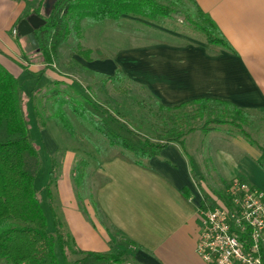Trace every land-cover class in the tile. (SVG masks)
<instances>
[{"label": "crops", "instance_id": "1", "mask_svg": "<svg viewBox=\"0 0 264 264\" xmlns=\"http://www.w3.org/2000/svg\"><path fill=\"white\" fill-rule=\"evenodd\" d=\"M40 1L0 0V63L18 82L24 72L49 82L30 95L21 85L24 111L30 109L32 94L55 88V83L69 88L74 84L70 74L42 65L35 56L36 62L28 64L22 55L25 38L14 31L21 20L34 14ZM194 1L215 23L230 51L171 27L122 17L96 22L101 24L97 28L100 39L109 27L116 32L114 37H103L100 44L96 37L88 43L89 59H83L86 72L93 79H106L119 71L128 83L144 89L165 107L208 99L264 116V0ZM141 27L148 32L141 33ZM46 127L40 130L50 142ZM251 139L255 144L232 135V153L225 155L221 167L229 183L238 179L264 189V146ZM106 143L101 150L72 149L58 165L60 171L64 166L62 173L69 183L76 163L83 159L88 164L84 179L90 182L93 199L85 200L84 212L76 199L72 211L63 208L76 247L83 252L122 253L132 264H209L196 252L200 230L197 213L203 199L184 152L170 144L139 165L131 155ZM53 151L51 156L57 155V148ZM190 157L194 173L200 172ZM70 188L60 189L62 204ZM50 223L52 231L51 217L48 229Z\"/></svg>", "mask_w": 264, "mask_h": 264}, {"label": "trees", "instance_id": "2", "mask_svg": "<svg viewBox=\"0 0 264 264\" xmlns=\"http://www.w3.org/2000/svg\"><path fill=\"white\" fill-rule=\"evenodd\" d=\"M41 0L33 13L44 20L45 24L34 31L38 50L22 51L29 63L31 54L48 68L56 66L60 48L72 32L82 33V22L117 21L130 17L149 23L168 18L170 14L184 16L193 36L208 45L230 51L215 23L197 6L194 0H56L48 14ZM30 15V14H29ZM77 54L89 59V51ZM20 68H25L20 65ZM121 81L128 82L119 71L113 77L104 79L116 87ZM50 92L48 101L53 103L49 116L45 120L36 110L34 100L36 93L30 97V103L40 128L48 122L59 125L74 134L68 109L74 117L86 124L93 132L100 135L110 147L117 148L143 165L170 144L177 145L190 161L191 174L196 186L203 177L195 180L192 159L186 148V138L197 131L209 134L216 129L207 125L221 123L217 119H207L198 128L197 124L209 113L211 106L232 111L231 123L236 126L250 144H255L250 135L241 129L236 119L243 113L231 104L221 101L199 99L186 102L176 107H165L149 95L150 101H135L136 116L127 115L110 109L85 95L80 99H68L61 96L57 89ZM142 89V88H141ZM145 91L144 89H142ZM21 85L17 78L0 63V262L5 264H123L122 253L83 252L66 229L65 223L58 215L52 192L54 186L53 171L45 187L53 230L48 229V218L42 208L40 191L35 187V180L42 169L39 150L30 137V130L23 109ZM196 107V108H195ZM195 108L196 111L187 112ZM240 119V118H239ZM237 124V125H236ZM209 162L210 159H207ZM88 164L79 160L72 170L75 184L83 182ZM54 166H52V169ZM222 204L230 207V201L224 193ZM209 205L202 201L201 208Z\"/></svg>", "mask_w": 264, "mask_h": 264}, {"label": "rangeland", "instance_id": "3", "mask_svg": "<svg viewBox=\"0 0 264 264\" xmlns=\"http://www.w3.org/2000/svg\"><path fill=\"white\" fill-rule=\"evenodd\" d=\"M143 22L150 25H160V27H171L170 29L172 30L187 34L189 37H194L191 30L189 29L188 23L182 15L176 16L170 14L168 18L159 19L152 23L146 21ZM92 25L94 26L93 30L90 29ZM81 26L82 34L78 36L79 34H75V32L71 33V35L67 38V41L60 48L59 60L56 66H54V70L58 73L70 74L72 77L69 79L74 82L71 88L65 84L57 86L61 96L75 100L80 99L85 95H91L95 101L110 109L111 112L118 110L124 114L125 117L127 115L136 116L137 113H135V101L137 102L140 100H145L148 103H152V101H150L149 95L138 86L128 82L121 81L119 85L113 87L110 83L105 84L104 79L101 77L93 79L91 75L86 72V67L84 66L83 60L84 58L82 56L80 58V56L77 54L78 45L80 51L85 52L86 48L88 47V43H91L92 41L94 42L95 37L98 39V42L96 43L100 44L103 37H114L115 35L113 33L116 32L115 29L112 27H109L110 29L107 30L105 29V31H103V37L101 36L102 38L100 39L101 34L97 28H101V24L91 20H84ZM146 29L141 27L140 32L147 33L148 30ZM89 33H93V37H91L92 35L90 36ZM30 57L31 58L28 62L35 63L37 58H35L33 54H31ZM19 83L22 85L23 90H25L29 95L34 90H41L49 85V82L46 78H34L33 76H30L28 72L23 73ZM53 89L54 88L52 86L45 91H41L40 94H36L35 96V108L45 120H47L49 116V108H51L53 105L51 101L47 100V98H49L50 92ZM31 106L32 105L30 103V109L29 111L28 109L25 110V116L27 118L30 130V137L39 150V155L42 162V169L36 177L35 187L41 193L40 198L42 201V208L46 217L49 218L50 212L48 211V200L45 195V187L50 180V173L53 171L54 186L52 187V192L55 200L54 203L57 207L58 215L65 223L66 229L68 231V223L63 208H65L67 212L70 210L72 211L74 200L76 199L80 204V209L84 212L83 206L86 207L85 200H89L90 198L93 199V191H91L92 188H90V182L88 183L86 178L83 180L80 186L75 184L74 179H70V176H68L69 183L66 182L65 173H62L64 166H62L60 171V167L58 169V165H61L62 161L64 160V156L69 155L72 152V149L92 151V149L96 150L98 148L101 150L103 149L102 146L105 145L106 141L100 135L93 132L89 126L74 117V115L68 109H66L74 134H70L64 130L58 122H54V125L51 124L53 121H50L47 123L45 131V133H47L46 135H49V137L52 139L50 143L42 135V131L40 130V122L38 119H36ZM195 108H191L187 110V112L189 111L193 113V110L196 111ZM208 111L210 114L204 116L202 120L198 122V128H200L209 118L217 119L221 123L207 125V128L209 129H216L214 132L206 134L207 136L213 134L207 138H205L206 135L202 134L201 131H197L196 133L188 136L185 146L190 152L189 155L194 157L195 161L197 162V168L200 170V172L198 170L195 171V180L201 175V177H203V182H201V180L199 186H197L198 194L208 205L218 206L222 204V196L224 197L223 194H226L228 186L232 183V181L230 183L229 181H226L221 165L225 160V155L227 153H232V135H237L239 137L241 136L239 135L240 132L237 127L230 124L231 118L233 117L232 111H225L220 107L214 106L209 107ZM239 118L235 121L237 124L242 126L241 129H243L244 132L250 135V137L264 146V116L259 114L242 113ZM56 148L57 155L51 156L52 152H54L53 150ZM212 155H214V157H212ZM207 159H210V161L208 162ZM52 166H54L53 169ZM86 176L87 175L85 174V177ZM68 186L71 188L70 190L67 189V192L65 193L66 200L63 202V206L61 202L62 196L60 189L66 188ZM50 229H52L51 223L49 224V230ZM122 258L124 260L123 264H132L131 259L128 257L125 258L123 256Z\"/></svg>", "mask_w": 264, "mask_h": 264}, {"label": "built area", "instance_id": "4", "mask_svg": "<svg viewBox=\"0 0 264 264\" xmlns=\"http://www.w3.org/2000/svg\"><path fill=\"white\" fill-rule=\"evenodd\" d=\"M226 195L229 208L198 210L197 254L209 264H264V189L235 180Z\"/></svg>", "mask_w": 264, "mask_h": 264}, {"label": "water", "instance_id": "5", "mask_svg": "<svg viewBox=\"0 0 264 264\" xmlns=\"http://www.w3.org/2000/svg\"><path fill=\"white\" fill-rule=\"evenodd\" d=\"M55 1L56 0H46L44 6L46 14L50 12ZM44 24V20L35 14L28 16L18 23L16 33L19 37L25 38V52L28 53L38 50V42L35 38L34 31L39 29Z\"/></svg>", "mask_w": 264, "mask_h": 264}]
</instances>
